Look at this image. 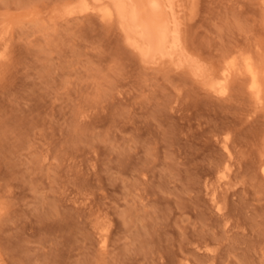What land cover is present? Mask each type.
Returning <instances> with one entry per match:
<instances>
[{
  "label": "rangeland",
  "instance_id": "rangeland-1",
  "mask_svg": "<svg viewBox=\"0 0 264 264\" xmlns=\"http://www.w3.org/2000/svg\"><path fill=\"white\" fill-rule=\"evenodd\" d=\"M78 1L0 0V264H264V98L211 87L264 75V1L183 0L205 76Z\"/></svg>",
  "mask_w": 264,
  "mask_h": 264
},
{
  "label": "bare ground",
  "instance_id": "bare-ground-1",
  "mask_svg": "<svg viewBox=\"0 0 264 264\" xmlns=\"http://www.w3.org/2000/svg\"><path fill=\"white\" fill-rule=\"evenodd\" d=\"M184 5L185 3L183 4V0H80L72 5V7L68 10L72 14L84 13L80 14L81 16L87 15L86 12L89 13V11H91L90 13L95 14L96 11V15L101 16L104 19L102 20L105 22L106 20H117L116 23L119 24L118 26H120L121 30L123 31V34L125 35L124 39H126L127 44L135 49L141 56L143 62L149 64V66L151 64L156 65L166 62L174 63L177 66L184 67L185 65H188V67H194L198 75L205 76V70H203L200 66V62L189 53L187 48L188 44L185 43L186 39L184 38L183 34ZM6 48L5 50H7ZM236 53L234 52L233 54ZM251 55H249V53L248 55H244L243 53L239 56H231L232 59H230L228 62V66L223 71L221 76H216L214 78L212 75L209 77L214 78L212 81L208 79L212 82L211 83L209 81L212 85L211 87H213L214 90H217L219 94L222 92L221 94L223 95L229 86L228 83L231 73L233 70H237L242 74L246 73L249 76V89H251L250 92H252L257 100L261 102L264 98L263 70L261 69L259 62H257V60ZM3 56L4 54L0 53V58ZM261 56L264 57L262 54ZM262 63V65H264L263 61ZM190 69L192 70V68ZM208 74L210 75V72ZM223 146H225V148L231 154L227 141L223 144ZM230 154L229 156L231 159L232 154ZM260 164H262L260 166L264 172V163L261 162ZM230 171V162L228 165L226 164L225 168L222 170L220 169L221 174L219 175L220 178H218V184H220V187H223V185L230 182ZM231 184L232 182H230V185ZM230 185L228 184V188ZM214 190V197L213 195L212 197L216 201V204L220 206L221 203L218 201L219 199L216 198V188ZM106 227L107 226H103L102 228H99L101 233L99 234V237L101 236L99 242H101L100 244L103 248H106L107 244L109 245V229Z\"/></svg>",
  "mask_w": 264,
  "mask_h": 264
}]
</instances>
